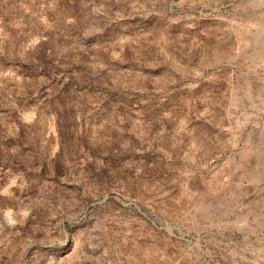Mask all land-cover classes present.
I'll return each instance as SVG.
<instances>
[{
    "label": "rangeland",
    "instance_id": "374dc122",
    "mask_svg": "<svg viewBox=\"0 0 264 264\" xmlns=\"http://www.w3.org/2000/svg\"><path fill=\"white\" fill-rule=\"evenodd\" d=\"M0 264H264V0H0Z\"/></svg>",
    "mask_w": 264,
    "mask_h": 264
},
{
    "label": "water",
    "instance_id": "95a60500",
    "mask_svg": "<svg viewBox=\"0 0 264 264\" xmlns=\"http://www.w3.org/2000/svg\"><path fill=\"white\" fill-rule=\"evenodd\" d=\"M79 180H80L79 177H76V178L74 179V181H75L76 183L79 182ZM61 225H62V224H61ZM61 225H60V226H61Z\"/></svg>",
    "mask_w": 264,
    "mask_h": 264
}]
</instances>
